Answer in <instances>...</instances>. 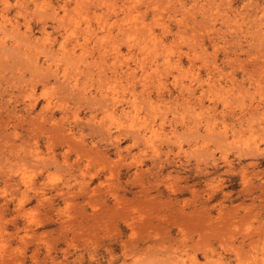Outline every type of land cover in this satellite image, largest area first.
<instances>
[{
    "label": "rangeland",
    "instance_id": "1",
    "mask_svg": "<svg viewBox=\"0 0 264 264\" xmlns=\"http://www.w3.org/2000/svg\"><path fill=\"white\" fill-rule=\"evenodd\" d=\"M0 264H264V0H0Z\"/></svg>",
    "mask_w": 264,
    "mask_h": 264
}]
</instances>
